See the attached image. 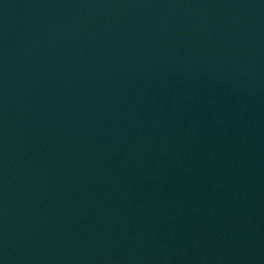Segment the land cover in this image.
Segmentation results:
<instances>
[{"label":"water","instance_id":"obj_1","mask_svg":"<svg viewBox=\"0 0 264 264\" xmlns=\"http://www.w3.org/2000/svg\"><path fill=\"white\" fill-rule=\"evenodd\" d=\"M0 264H264V0H0Z\"/></svg>","mask_w":264,"mask_h":264}]
</instances>
